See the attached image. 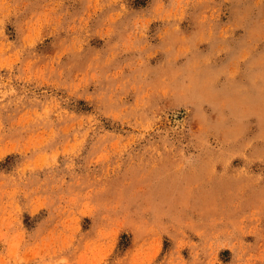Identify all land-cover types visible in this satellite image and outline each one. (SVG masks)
Instances as JSON below:
<instances>
[{"label": "rangeland", "instance_id": "1", "mask_svg": "<svg viewBox=\"0 0 264 264\" xmlns=\"http://www.w3.org/2000/svg\"><path fill=\"white\" fill-rule=\"evenodd\" d=\"M0 264H264V0H0Z\"/></svg>", "mask_w": 264, "mask_h": 264}]
</instances>
